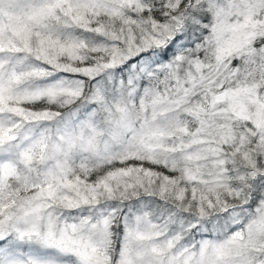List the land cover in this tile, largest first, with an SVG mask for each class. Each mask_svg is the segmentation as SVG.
Listing matches in <instances>:
<instances>
[{
  "label": "snow or ice",
  "instance_id": "obj_1",
  "mask_svg": "<svg viewBox=\"0 0 264 264\" xmlns=\"http://www.w3.org/2000/svg\"><path fill=\"white\" fill-rule=\"evenodd\" d=\"M0 264H264V0H0Z\"/></svg>",
  "mask_w": 264,
  "mask_h": 264
}]
</instances>
